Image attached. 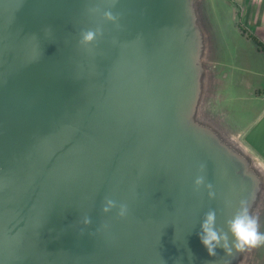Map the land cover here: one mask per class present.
Instances as JSON below:
<instances>
[{
	"label": "water",
	"instance_id": "water-1",
	"mask_svg": "<svg viewBox=\"0 0 264 264\" xmlns=\"http://www.w3.org/2000/svg\"><path fill=\"white\" fill-rule=\"evenodd\" d=\"M224 2L0 0V264H264L198 236L241 200L264 232V50Z\"/></svg>",
	"mask_w": 264,
	"mask_h": 264
},
{
	"label": "clouds",
	"instance_id": "clouds-1",
	"mask_svg": "<svg viewBox=\"0 0 264 264\" xmlns=\"http://www.w3.org/2000/svg\"><path fill=\"white\" fill-rule=\"evenodd\" d=\"M116 3H118V0H112L113 6ZM103 19L114 23L118 21L117 15L110 10L103 12ZM97 35H103L102 27L82 30L80 33L81 39L78 43L81 45L90 44L96 40ZM205 168L206 165H201V171ZM194 186L196 191L206 188L209 199H215L214 185L207 181L205 175H198L194 181ZM117 208V215L120 218H125L128 215L129 207L126 203L118 205L115 200L105 198L102 206L103 213H110ZM83 223L90 226L92 224L91 217L85 216ZM200 227L199 239L211 257L218 255L217 249H221L227 256H232L234 251L244 252L264 245V232L260 231L259 219L250 212L247 200L239 202V207L223 225L217 223V212L215 209L210 208L204 213Z\"/></svg>",
	"mask_w": 264,
	"mask_h": 264
},
{
	"label": "crops",
	"instance_id": "crops-1",
	"mask_svg": "<svg viewBox=\"0 0 264 264\" xmlns=\"http://www.w3.org/2000/svg\"><path fill=\"white\" fill-rule=\"evenodd\" d=\"M239 9V22L243 29L248 33L243 37L245 41L252 38L264 50V0H231ZM256 55H260V49L254 50ZM258 71L260 73L259 87L264 89V61L258 60ZM264 108L262 109V113Z\"/></svg>",
	"mask_w": 264,
	"mask_h": 264
},
{
	"label": "rangeland",
	"instance_id": "rangeland-1",
	"mask_svg": "<svg viewBox=\"0 0 264 264\" xmlns=\"http://www.w3.org/2000/svg\"><path fill=\"white\" fill-rule=\"evenodd\" d=\"M213 9H214V13H215V16L220 19V21H225L224 23L230 28L232 29L233 28V24H232V20L230 19L231 18V10L230 8L225 4L224 0H213ZM229 14V19L227 18V15ZM225 19V20H224ZM223 22H222V26H223ZM226 28V27H225ZM226 32V36H227V39L229 41V43L231 44L234 43V40L229 37V34H228V30L226 28L225 30ZM237 40V39H236ZM238 41V40H237ZM237 44H239V42H237Z\"/></svg>",
	"mask_w": 264,
	"mask_h": 264
},
{
	"label": "built area",
	"instance_id": "built-area-1",
	"mask_svg": "<svg viewBox=\"0 0 264 264\" xmlns=\"http://www.w3.org/2000/svg\"><path fill=\"white\" fill-rule=\"evenodd\" d=\"M263 43H264V40H263Z\"/></svg>",
	"mask_w": 264,
	"mask_h": 264
}]
</instances>
